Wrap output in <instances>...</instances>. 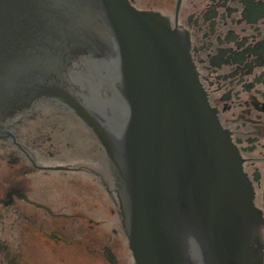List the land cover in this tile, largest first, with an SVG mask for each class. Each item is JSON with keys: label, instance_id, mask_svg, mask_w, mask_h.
<instances>
[{"label": "water", "instance_id": "obj_1", "mask_svg": "<svg viewBox=\"0 0 264 264\" xmlns=\"http://www.w3.org/2000/svg\"><path fill=\"white\" fill-rule=\"evenodd\" d=\"M98 52L94 115L60 80ZM41 97L63 100L104 147L136 264H263L236 152L163 17L129 0H0V125Z\"/></svg>", "mask_w": 264, "mask_h": 264}, {"label": "flooded vegetation", "instance_id": "obj_2", "mask_svg": "<svg viewBox=\"0 0 264 264\" xmlns=\"http://www.w3.org/2000/svg\"><path fill=\"white\" fill-rule=\"evenodd\" d=\"M129 2L163 17L186 44L249 185L264 264V0ZM99 52L74 59L60 80L93 114L95 72L105 58ZM118 73L120 79L119 65ZM68 114L99 141L55 97H41L1 122L0 264H136L128 202L119 184L92 167L94 150L82 136L66 134L71 128L57 119Z\"/></svg>", "mask_w": 264, "mask_h": 264}, {"label": "rangeland", "instance_id": "obj_3", "mask_svg": "<svg viewBox=\"0 0 264 264\" xmlns=\"http://www.w3.org/2000/svg\"><path fill=\"white\" fill-rule=\"evenodd\" d=\"M57 120H62L64 125L66 126V129L71 128L70 130H66L68 131L66 134H70V131L73 129L75 132H77V134L79 133V135L82 136V138L80 137L79 140L85 142L84 143L85 146L88 145L94 150V154L92 157L87 156L92 158L90 159V163L92 164V167L98 173H101L106 178V180H109L112 184L113 183L116 184L114 169L112 167L111 161L109 157H107L105 149L102 147L99 141L96 138L95 140H93L90 137L91 134L87 132V129L82 125V123L76 121L77 118L75 116L68 114Z\"/></svg>", "mask_w": 264, "mask_h": 264}]
</instances>
